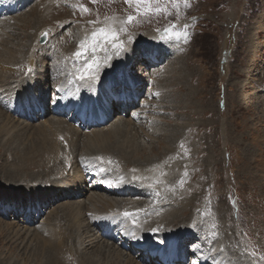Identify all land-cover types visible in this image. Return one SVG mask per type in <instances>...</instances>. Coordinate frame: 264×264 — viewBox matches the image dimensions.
I'll use <instances>...</instances> for the list:
<instances>
[{"label":"rangeland","instance_id":"374dc122","mask_svg":"<svg viewBox=\"0 0 264 264\" xmlns=\"http://www.w3.org/2000/svg\"><path fill=\"white\" fill-rule=\"evenodd\" d=\"M9 3L11 4L12 1L6 0V5ZM51 3H53L52 6ZM57 3V1L45 3L40 0L31 2L25 0V3L19 5L14 12L8 9L0 14V21L7 17L6 22L9 24L12 22L11 25L0 23V29L3 32L15 29L14 17L30 14V25L26 26V31L34 34V23H38L34 19L38 16V10L41 16H45L44 20L37 17L41 20L37 24L41 26L38 35L46 32L48 37L57 39L59 48L56 50L55 47L52 52L63 51L66 46L74 50L67 57L64 56L67 60L73 59L71 66L68 61L67 75L56 82L52 80L47 83L46 109L48 107L54 118H49L50 113L48 118H44V122L49 119L57 122L58 126L62 125L60 127L65 129L67 135L60 133L68 150L66 149V152L63 151L65 148H62L63 150L54 153L51 148L46 151L45 145L34 146L40 139L37 137L38 133H33L34 137L30 135L29 139L23 140L17 148L9 152L3 151V156L0 158V170L9 172V169L21 164L20 169L23 171L18 173L33 174L38 170L48 171L50 175L45 180L41 178L42 176L34 179V176H25V178L23 176V179L18 182L19 185L25 183L30 185L34 182L38 186L39 196L43 197L42 201L49 199V195L52 194L53 188L50 181L65 175L62 167H66V158L69 162L68 166L76 163V159H80L79 165L83 164L80 165V169L87 175L88 183L94 185L99 183L100 178L97 175L91 176L85 165L92 168L91 171H99V166H102L101 163L107 158H104L102 153H98L97 161L93 162L92 159L86 161L82 148L74 150L72 144L76 142V139L78 140V137L74 132L68 131L67 123L78 128L76 114L73 112L76 108L71 110L66 101L72 98L76 105V97L83 82L78 78L79 72L86 63L94 64L91 77L95 79L89 80L93 81V84L97 82L96 86H98V83L107 79L109 82L114 80L115 76L109 75L116 70L121 60L124 61L125 54L129 53L130 58L125 61L126 73L133 79L136 77L139 79L140 88L131 91V88L126 86L131 98L129 103L133 102V106L127 107L125 103L119 101L118 108L114 99L111 104L117 114L127 109L123 110L124 117L129 116L131 120L140 121L141 127L138 131L145 139L141 141L143 138L141 137L139 141L144 149L137 152L136 157L144 158L145 155H149L150 149L143 143L151 140L148 137L160 138L163 134L169 135L168 131L172 129L177 134L171 141L172 144H166L169 148L163 151L165 157L161 156V159L154 160L158 152L164 149L162 146L164 144L160 142L157 145V151L153 152L150 158L148 157L150 159L148 164H153L151 166L146 164L145 171L137 170L145 175L148 172L150 187L148 196L153 201L142 199L141 204L149 203L157 206L153 207L157 209L156 211L151 208L152 220H156V213L159 215V211L166 212L181 205L182 208H177L176 224L170 229L180 223L186 224L187 229L192 233L200 229L197 235H194L195 239L192 240L191 245L188 246L189 249L191 247L194 250L193 252L190 250L187 264H199L198 255L205 256L206 264L218 263V260H215L217 254L213 256L214 252L211 253L212 246L215 253L219 249L222 251L221 264L237 263L231 260V257L234 258L233 251L238 257L236 259H240L239 264H264V0H150L148 3L141 4H136L134 0L132 3L126 0H61V5ZM32 8L34 11L30 12ZM130 15L134 17L132 21L127 19ZM113 16L121 24V26L118 25L117 30H109L116 26V23L100 27L109 23V19ZM88 18L97 21L92 22ZM101 29L104 31L101 32ZM79 30H85L84 37H78ZM147 31L155 32V38L152 41L157 51L153 55L145 52L151 47L149 44L138 43L150 40L153 33L145 34L144 39H142L144 35L137 37L139 39L135 38L137 34ZM113 32L117 33L115 40L111 38ZM169 32H178L181 35H169ZM38 35L35 43H39ZM32 39L33 35L25 41L23 52L25 55L32 56L34 60H39L40 48L30 45ZM136 39L138 42L134 45ZM84 40L85 42L81 44ZM126 40L128 50L125 48ZM120 41L123 42L124 47L114 48L113 44ZM50 45L51 43L46 48ZM77 51L81 52L79 57L75 56ZM116 52L118 55L114 57ZM132 53L138 54L133 56ZM86 57L90 60H86ZM48 59L57 62L54 55L48 56ZM64 61L63 58L60 59V63ZM28 62L30 61L11 66L17 67V71H24L25 68L24 72H18V74L23 77L29 75L30 79L35 80L38 70L41 69L38 67L42 63L37 64L36 67ZM56 67L54 73L58 74L62 65L56 64ZM51 75L52 73L49 74ZM118 75L122 74L118 73ZM96 78L100 81H96ZM118 88L114 89L115 94L118 93ZM86 91L87 99L92 100L96 96L101 99L108 97L107 92L102 88L98 90L99 93L92 87H88ZM31 95L36 96L34 91ZM80 103H77V107L81 105ZM58 104L63 105L59 107ZM1 107L13 114L16 119L18 105L14 101L3 104ZM18 115L32 119L31 117L36 115L43 116L44 109L40 108L39 111L37 108L34 110L31 107L21 108V114ZM98 122V127L106 124L105 120ZM38 123L36 120L33 121L34 125ZM95 124L97 125L96 122ZM49 136L54 141L53 135ZM48 141L50 140L45 143L50 144ZM152 144L156 145L157 142ZM31 146L34 147L29 151ZM31 155L37 159V162L40 161L38 163L40 165L27 164L24 169L21 161ZM115 157L116 161H122L118 156ZM12 161L16 162L15 165H12ZM116 161L111 159L107 161L109 170L115 174L122 170L121 165ZM125 167L132 172L136 170L134 165L128 164ZM143 178L144 175L138 176L139 180ZM0 179L4 178L0 175ZM57 192L59 189L53 190V194ZM101 193L106 194V199L114 197L109 193ZM122 200L124 204L126 203L125 205H130L133 199H130L131 201L128 199V202L126 199L122 198ZM49 204L54 207L51 201ZM139 211L145 219V211ZM21 212L25 222L30 219V214H38L35 210H28L26 207ZM6 213L5 220H10ZM154 222L156 226L158 220L157 224L156 221ZM0 230L3 232L0 236V254L11 256L13 262L33 264V259L23 254L16 246L15 249L9 248V240L3 237L10 234L9 230L4 228ZM133 240L131 241L135 242L136 239ZM14 241L12 239L11 242ZM131 241L126 240L121 244H118V240L113 242L124 252L130 251V248L140 251L141 248L130 246L133 243ZM71 250L72 248H69L68 252ZM137 250L130 251L134 257ZM5 258L1 261L6 260ZM77 260V257L73 258L71 263L76 264Z\"/></svg>","mask_w":264,"mask_h":264},{"label":"bare ground","instance_id":"6f19581e","mask_svg":"<svg viewBox=\"0 0 264 264\" xmlns=\"http://www.w3.org/2000/svg\"><path fill=\"white\" fill-rule=\"evenodd\" d=\"M9 1H12V3H9L8 5H6V0L0 2V14H2L5 9H9L10 11L14 12L15 10H17L19 5H23V3H25V0ZM31 1L33 0H27V2ZM40 1H44L45 3H47L48 1H57L59 5H61V0ZM52 4L53 3H51L50 5L52 6ZM69 5L70 4L68 3V6ZM66 8L63 9V12L66 10ZM33 11L34 9L32 8L30 12ZM37 15V17H39L41 20H44L45 16H41V13L38 12V10ZM114 16L112 19H109V23L107 22L100 27H107L111 23H116V26L109 28V30H117L116 28L118 27V25L121 26V24ZM37 17L34 20H37L38 23H40L41 20ZM14 19L15 21L13 24L15 25V29L7 30L5 32L0 29V158L3 156V151L9 152L10 150L17 148L19 143H21L23 140H28L30 135L34 137L35 135L33 133H38L37 137L40 139V141H37L36 145L34 144V146L43 147L45 145L46 151L48 149L50 150L51 148L52 151L56 153L59 152L62 148H65L66 145H64L65 141H63L64 138L62 134L66 136L67 132L64 128H61L62 125L58 126L57 122H52L49 119L48 121L44 122V118H48L49 113V118H54V116L51 114L52 112L49 111L48 107L46 109V101L48 99L47 83L52 80L56 82V80L61 79L62 77H65L67 75L68 72L66 69H69L68 61H70L71 66L73 63V59L67 60V58H64V56L67 57L69 53L74 50H71L66 46L63 51H57L56 53L52 52V49H55V47L56 50L59 48L57 45V39L48 37L44 44L35 43L36 36L40 31L39 29H41V26L37 25L38 23H34V34H32V32L29 33L28 31H26V26L30 25V14H20L18 16H15ZM88 19L92 22L97 21L90 18ZM6 21L7 17L1 20L0 23L5 24L7 23ZM7 24H9V22ZM84 31L85 30H81L80 34H77L78 37H84ZM44 33L46 32H42V34ZM149 33H153V37L150 40H154V31H147L140 35L137 34L135 38L144 35L142 37V39H144L146 37L145 34ZM31 35H33V39L30 45L32 44V47L40 48V53L38 55L39 60H34L32 56L25 55V52H23V45L26 44L25 41L27 39L29 40ZM151 35L152 34H150V36ZM40 36L38 35V37ZM137 39L134 45L138 42ZM150 40H144L138 43L140 45L149 44L151 47L145 50V52L147 51L148 53H151V55H153L154 53H156L157 49L154 45V41L151 42ZM84 42L85 40L81 44H83ZM127 42L128 41L126 40L125 48L128 50V45H126ZM49 43H51V45L46 48ZM30 47L31 46H29V48ZM137 54L132 53L133 56H136ZM50 55H54L57 62L54 60L50 61L48 59V56ZM117 55L118 52H116L113 56L116 57ZM125 56L126 57L124 58V61L121 60L116 66V70L109 75L115 76L112 82H109V79H107L103 82L98 83V86H96V81H100V79L96 78V83L93 84V81L90 82V78H86L81 83L82 87L79 91L78 97H76V105L73 103L72 98L68 101L65 100L68 106L71 107V110L73 108H76L73 112L74 114H76L75 120L78 121V123L76 121L78 128L67 123L69 129L68 131L74 132L78 137V140L75 138L76 142L72 144L74 150L77 151V149L82 148V153L87 158H85L86 161L88 159L94 160L93 162L97 161L96 157L98 153H102L103 157L107 158L106 161L101 163L102 166H99V171H91L90 169L92 168L85 165V168L88 172H90L91 176L97 175V177L100 178L99 183H96V185L88 183L87 175L80 169V159H76V163H71L72 165L68 166L69 162L66 158V167H62L63 173H65V175L63 174L64 176H62L61 178L50 181L53 190L57 191L59 189V192L53 194V190L51 189L52 194L49 195V199L42 201L43 197L41 198L39 196V191L37 188L38 186H36L34 182L33 184L29 182L30 185L26 183L24 185H19L18 182L25 178V176H34L33 179L37 178L38 176H42L41 178H44L45 180V178L50 175V173L48 174V171L45 170L42 172L38 170L33 174L18 173V171H23L20 169L21 164H18L17 166L9 169V172H7L6 170H0V175L4 178L0 179V182H4L0 183V209H3L2 211H0V228L7 229L10 232V234L8 233L3 237L9 240L8 242L10 243V246H12H9V248L15 249L14 247L16 246V248L20 249L23 254H26L33 259V264H72V259H76V257L78 258V260L75 262L76 264H155V262L159 263L157 259L162 261L161 264H175L180 263V258H183L184 260L189 259V254H191L190 250L191 252H193L194 250L191 247L189 249L188 246L191 245L192 240L195 239L194 235H197L200 229H196L192 233L187 229L188 227L186 224L181 223L179 225H176V227H173V229H170L173 225L176 224L178 214L177 208H182L181 205L173 207L166 212L163 211L160 213L159 211V215L156 213V220H152L150 214L153 210H157L153 209V207L157 206L150 205L149 203L141 204L142 199H146L147 201L149 200V202L153 201L151 200L152 198L150 199V197L148 196L150 190L148 183L149 179L147 178L148 172L145 175V173L143 174L140 171L146 170V164H148L150 161L149 156L152 155L153 152L157 151V145L161 142V144H164L162 145L164 149L158 152V156H155L156 159L153 158L154 160L161 159V156L165 155H163V151L168 150L169 148L166 147V144L170 145L171 141L177 134L175 133V130L172 129L168 131L170 136L165 132L166 134H163L160 138H155L154 136L148 137L151 140L146 143L144 141L143 143L144 146L150 149L149 155H145L144 158L142 156L136 157L135 154L144 149L141 145V141L145 139V137L141 136L142 133L138 131V129L141 127L140 121H138L137 119L131 120L129 116L124 117L123 110L126 111L127 109H123L120 111L122 113L119 112L117 114L115 108L111 104L112 99H114L117 102L116 106L119 105V101L125 103L127 107L133 106V102L129 103L131 98L129 92H127L126 86L128 85L132 91L138 90L141 85L137 77L133 79L131 76L127 75L125 61L130 58V54L126 53ZM62 58L65 61L63 63H60V59ZM88 59L89 58L86 57V60ZM25 61H30L28 63L36 67L37 64L42 63L38 67L41 69L38 70L35 80L30 79L29 75L23 77L21 74H18V72H24L25 68L24 71H17V67L11 66L18 65ZM56 64L62 65V68L58 74L54 73V70L57 68ZM117 72L121 73L122 75L119 76ZM50 73H52L51 76H49ZM88 87L94 88L97 93H99L100 89L102 88L107 92L108 97L101 99L96 96V98H92V100L87 99L86 90ZM116 88H118V93L115 94ZM32 91H34L36 96L32 97ZM168 92L170 93V91ZM97 100L99 102L98 106ZM12 101H14L18 105V114H21V108L31 107V109L33 108L34 110V108H37L39 111L40 108H43L44 115H36L31 117L32 119H29L23 118L16 113L17 117L15 119V116L13 114L8 113L1 107V105L8 104ZM78 102H81V105L79 107H77ZM58 105L60 107L63 104ZM37 106H39V108ZM30 113L32 114V112ZM107 117H109V119H106ZM35 120L39 122L36 125L33 124V121ZM61 120H63V118ZM99 120H105L106 124L98 127ZM95 122L97 123V125L95 124ZM59 124H61V122ZM156 132L160 131L156 130ZM51 134L54 137V141H52L51 137L49 136ZM72 134L71 138L73 136ZM145 134L147 135L148 133L146 132ZM141 137L143 138L141 139V141H139V138ZM47 140H50L48 141L50 142V144L45 143V141ZM153 142H157V144L154 145L152 144ZM34 146H31L29 148V151ZM66 149L68 150V148L62 150L66 151ZM36 151L37 150L35 149V152ZM40 156L41 155L39 154V157ZM115 156H118L122 161H116ZM109 159L114 160L116 161V163L121 165L122 170L120 173L115 174L113 171L109 170V166L107 163ZM21 162L23 164V168L26 169L27 164L38 165L40 161L37 162V159H35V157L31 155ZM11 163L12 165H15L16 162L12 161ZM154 163H156V161ZM128 164L134 165L136 170L132 172L131 169L126 168L125 166ZM151 164L148 165L151 166ZM148 171H150V169ZM55 175H58V173H56ZM140 175H144L143 180L138 179V176ZM121 191L122 193H120ZM101 192L112 194L114 197L110 196L111 198L106 199V194H103ZM122 198L126 199V202H128V199L133 200L129 203L130 205H125L126 203L124 204ZM50 201L54 204V207L51 206L52 204H49ZM24 207H26L28 210H35V213L38 212V214H30V219L25 222L24 218L21 216V210ZM133 208L136 211H134ZM139 210L145 211V219L142 218L143 214L141 216V212ZM125 212H128L130 216H125ZM5 213L7 214V216H9L8 219L10 220H5ZM157 220L159 225L157 224ZM154 221H156V226ZM158 227L161 228L158 229ZM1 235H3V232H0V236ZM10 235L13 236L10 237ZM226 237L228 238V236ZM134 238L137 242L132 243L130 246L139 247L141 249L140 251H138L136 248H130V251L137 250L138 252L135 256L138 258L134 257L132 252L130 251L124 252L119 247V245H116L113 242L116 239H119L118 244H121L122 242H124V240H133ZM12 239H14L15 241L11 242ZM153 241L157 242L154 243ZM211 244L210 246H212ZM215 246L217 247L218 245ZM69 248H72L70 252H68ZM219 250H216L217 252L215 253L214 247L212 246L211 253L214 252L213 256L217 254V257H214L215 260H218V263L216 264L222 263V261L220 260L222 251ZM234 252L235 251H233L234 258L231 257V260H234L235 262H237L236 264H239L240 259H236L238 257ZM0 255H2L0 256V264H10L13 262V258L11 256L9 257L8 255L3 253H1ZM154 255H156V258L154 257ZM2 258H5L6 260L1 261ZM197 260L200 261L199 264L207 263H205L204 255H198ZM14 263L23 264L20 261H14L13 264Z\"/></svg>","mask_w":264,"mask_h":264},{"label":"snow or ice","instance_id":"6c2138e0","mask_svg":"<svg viewBox=\"0 0 264 264\" xmlns=\"http://www.w3.org/2000/svg\"><path fill=\"white\" fill-rule=\"evenodd\" d=\"M126 2H128V3H132L133 0H126ZM134 2H135L136 4H141V3H148V2H150V0H134ZM85 11H87V9H85ZM156 11H160V9H156ZM127 19H128V21H132V20L134 19V17L130 15V16H128ZM185 27H186V26H185ZM103 31H104V30L101 29V32H103ZM166 31H167V30H166ZM168 34H169V35H175V36H180V35H181V33H178V32H169ZM43 35L46 36L47 33H44ZM116 37H117V33L113 32V33L111 34V38L115 40ZM113 47H114V48H123L124 45H123V42L120 41V42H118V43L113 44ZM80 55H81V52H80V51H77V52L75 53V56H76V57H79ZM93 68H94V64H93L92 62H88V63H86L85 66L80 70V72H79V77H78V78H79L81 81H84L86 78H92V79H95L94 77H91V70H92ZM124 215H125V216H128L129 213H128V212H125Z\"/></svg>","mask_w":264,"mask_h":264},{"label":"water","instance_id":"95a60500","mask_svg":"<svg viewBox=\"0 0 264 264\" xmlns=\"http://www.w3.org/2000/svg\"><path fill=\"white\" fill-rule=\"evenodd\" d=\"M45 41H46V36H44V35L42 34V36H41L40 39H39V43H40V44H43V43H45Z\"/></svg>","mask_w":264,"mask_h":264}]
</instances>
